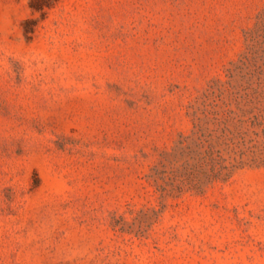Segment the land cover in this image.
I'll use <instances>...</instances> for the list:
<instances>
[{"label": "rangeland", "instance_id": "1", "mask_svg": "<svg viewBox=\"0 0 264 264\" xmlns=\"http://www.w3.org/2000/svg\"><path fill=\"white\" fill-rule=\"evenodd\" d=\"M0 264H264V0H0Z\"/></svg>", "mask_w": 264, "mask_h": 264}]
</instances>
